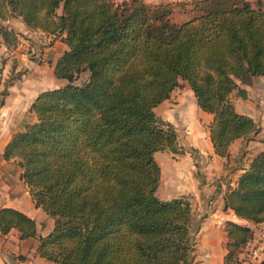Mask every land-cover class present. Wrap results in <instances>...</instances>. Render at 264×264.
Returning <instances> with one entry per match:
<instances>
[{"label": "trees", "instance_id": "1", "mask_svg": "<svg viewBox=\"0 0 264 264\" xmlns=\"http://www.w3.org/2000/svg\"><path fill=\"white\" fill-rule=\"evenodd\" d=\"M26 28L58 34L65 49L52 67L64 84L39 92L35 121L14 132L3 159L17 158L31 198L53 220L37 254L55 264H195L196 221L188 197L155 195L156 151L177 152L174 127L154 108L184 81L213 115L215 154L255 130L230 93L264 75V3L192 0H0ZM59 9V13L56 10ZM187 18L175 22V12ZM86 79L74 83L79 74ZM224 208L253 224L264 220V150L227 184ZM35 236L34 221L0 207V234ZM224 263L251 238L226 221ZM264 264V260L258 262Z\"/></svg>", "mask_w": 264, "mask_h": 264}, {"label": "crops", "instance_id": "2", "mask_svg": "<svg viewBox=\"0 0 264 264\" xmlns=\"http://www.w3.org/2000/svg\"><path fill=\"white\" fill-rule=\"evenodd\" d=\"M142 1L159 4L192 0ZM22 27L25 26L22 24ZM58 41L62 52L66 47L59 38ZM1 47L2 44L0 51ZM60 54H56L51 60L49 72L42 73L37 67L31 66L28 75L22 81L10 84L5 94L0 95V207H9L22 212L31 218L35 225L33 237L19 239L18 232L14 228L6 234H0V264H55L40 257L36 252L38 236H44L51 230L53 220L35 206L28 187L19 177L21 169L17 165V158L3 159L2 151L14 132L21 130L27 123L35 121V115L29 110V106L36 95L43 90L64 84V80L56 78L52 73L53 64ZM51 75L55 84H60L45 88L44 85L50 81ZM180 82L186 87L185 90L183 92L172 90L169 97L153 110L156 116L160 112L163 113L162 117H158L170 123L175 133V127L182 132V142L185 146L197 150L195 166L205 173L207 183L203 184L201 178L198 182L193 179L191 171L193 162L191 164L189 151H185L186 154L174 163L167 158L164 150L166 160L161 161L156 158L154 160L159 167V179L162 176L165 179L167 192L170 194L176 192L180 195L189 193L193 197L192 208L196 221L193 261L195 264H225L223 258L227 251V237L224 224L226 221H232L251 229L253 241L259 247V256L255 263L248 262L245 257L246 244H244L236 253L237 262L229 264H258L264 260V220L253 224L237 218L230 209L224 208L222 195L227 184L234 185L237 176L248 167L255 153L264 150V129L258 130L259 126L255 124V131L233 140L228 146L226 158L215 154L209 138V125L213 115L201 110L187 83ZM235 110L240 114L252 116L250 112L238 111L236 108ZM177 142L176 134L175 146L179 150ZM154 154L155 152L153 158ZM220 176L225 179L221 181ZM180 178L183 179L182 182H179ZM176 196L170 195L160 199H171Z\"/></svg>", "mask_w": 264, "mask_h": 264}, {"label": "rangeland", "instance_id": "3", "mask_svg": "<svg viewBox=\"0 0 264 264\" xmlns=\"http://www.w3.org/2000/svg\"><path fill=\"white\" fill-rule=\"evenodd\" d=\"M113 1L119 2L121 0ZM250 1L254 5L255 0ZM262 1L264 3V0ZM56 13H59V9L56 10ZM185 18H187V14H183L180 11L175 12L172 16V20L175 22L181 21ZM22 24L20 17H17L14 13L9 12L6 8L0 5V45H3L0 51V95L5 94L7 87L10 84L22 81L23 78L28 75L31 66L37 67V70L42 73L45 71L49 72L51 60L56 54L61 53L58 34H52L38 28L22 27ZM85 79L86 73L83 72L78 75L74 80V83L80 84ZM53 80L54 79L51 75L50 81H48L44 87L50 88L60 84L57 83L56 85ZM238 86L240 88L238 91L233 90L230 93V101L232 104L234 103V109L236 108L238 111L250 112L252 115L250 117L254 120V123L259 126L258 130L264 129V75L253 77L246 84L238 83ZM185 88L186 87L180 82L173 90L183 92ZM157 116L162 117L163 113L160 112ZM175 129L179 150H177V152L164 150L168 156L167 158L174 163V161L179 159L183 154H186L185 151H189L191 164L193 162V167H191L193 179L198 182V179L201 178L203 184H206L207 178L205 173L199 171L195 166V157H197L198 154L197 150L193 147L185 146L182 142V132L176 127ZM165 152H155L154 159L156 158L161 161L166 160ZM219 179L222 181L225 177L220 176ZM159 180L157 186L158 189L155 191V195L158 198L177 195L176 197H188L192 201L193 197L189 193L180 195L175 192L170 194L166 191L167 186L164 182L165 179L163 176ZM182 180L183 179L180 178L179 182H182Z\"/></svg>", "mask_w": 264, "mask_h": 264}, {"label": "built area", "instance_id": "4", "mask_svg": "<svg viewBox=\"0 0 264 264\" xmlns=\"http://www.w3.org/2000/svg\"><path fill=\"white\" fill-rule=\"evenodd\" d=\"M253 233L251 238H249L246 241V251H245V257L247 258L248 262L255 263L259 256V247L257 243H254L253 241Z\"/></svg>", "mask_w": 264, "mask_h": 264}]
</instances>
